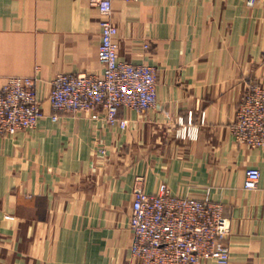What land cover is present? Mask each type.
Here are the masks:
<instances>
[{
    "label": "crops",
    "instance_id": "0c3cea01",
    "mask_svg": "<svg viewBox=\"0 0 264 264\" xmlns=\"http://www.w3.org/2000/svg\"><path fill=\"white\" fill-rule=\"evenodd\" d=\"M113 9L120 59L158 70L157 110L121 108L126 129L86 114L52 118L57 75L104 70L98 9L0 0V89L37 76L44 110L35 129L0 137V264H137L139 176L149 194L166 183L223 204L231 264H264V147L232 130L248 87L264 85V0H113ZM181 120L196 138L177 136ZM250 167L261 172L252 191Z\"/></svg>",
    "mask_w": 264,
    "mask_h": 264
},
{
    "label": "built area",
    "instance_id": "2783aa9c",
    "mask_svg": "<svg viewBox=\"0 0 264 264\" xmlns=\"http://www.w3.org/2000/svg\"><path fill=\"white\" fill-rule=\"evenodd\" d=\"M255 2L250 0V5ZM89 3L101 16L99 59L104 70L100 74L57 75L49 95L52 109L57 113L52 118L57 121L59 114H86L102 118L111 127L126 129L129 120L119 117L121 108L139 114L157 110L158 70L120 59L113 0H89ZM38 83L37 76L12 77L0 89V137H13L37 127L44 117ZM180 125L178 137H197L198 130L192 121L184 124L181 120ZM232 130L239 143L264 147V85L248 87ZM260 179L258 168H248L245 189L256 190ZM143 184V177H137L130 217L134 233L131 252L137 264H203L205 261L231 264L232 227L224 215L223 204L209 195L177 196L166 183L161 184L158 192L149 194Z\"/></svg>",
    "mask_w": 264,
    "mask_h": 264
},
{
    "label": "rangeland",
    "instance_id": "374dc122",
    "mask_svg": "<svg viewBox=\"0 0 264 264\" xmlns=\"http://www.w3.org/2000/svg\"><path fill=\"white\" fill-rule=\"evenodd\" d=\"M251 6H253V5H251ZM181 138V137H180Z\"/></svg>",
    "mask_w": 264,
    "mask_h": 264
}]
</instances>
